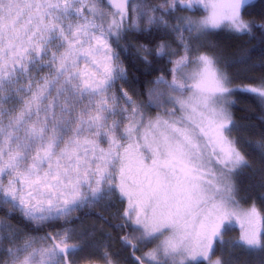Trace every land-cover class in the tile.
I'll return each instance as SVG.
<instances>
[{
  "label": "snow or ice",
  "instance_id": "snow-or-ice-1",
  "mask_svg": "<svg viewBox=\"0 0 264 264\" xmlns=\"http://www.w3.org/2000/svg\"><path fill=\"white\" fill-rule=\"evenodd\" d=\"M197 5L207 13L201 19L165 18ZM247 7L248 0H167L150 7L157 17L133 0H0V205L7 215L18 210L42 224L111 195L127 200L116 227L140 233L122 236L125 247L135 253L163 237L134 257L138 264H162L161 253L163 264L210 258L234 219L242 234L233 245L264 249V215L239 207L230 180L247 163L230 138L237 127L231 78L215 55L192 45L225 25L251 32ZM145 17L179 40L170 49L162 37L156 46L172 78L155 83L177 95L160 102L171 104L164 115L148 118L162 94L150 89L138 102L117 87L127 82L120 41ZM241 91L264 102V78ZM71 238V230L41 237L51 245L36 248L35 238L20 242L21 230L0 220V264H74L80 245Z\"/></svg>",
  "mask_w": 264,
  "mask_h": 264
},
{
  "label": "trees",
  "instance_id": "trees-1",
  "mask_svg": "<svg viewBox=\"0 0 264 264\" xmlns=\"http://www.w3.org/2000/svg\"><path fill=\"white\" fill-rule=\"evenodd\" d=\"M205 15L207 13L202 7L191 11L187 8H176L172 16L165 18L168 19L169 24H175L176 16L192 17L198 20ZM243 18L255 22L256 27H253L251 32L235 33L225 25L209 30L199 42L192 41V45L193 47L199 45L201 52L215 55L220 61V66L231 78L228 86L234 90L230 98L235 101V105L230 111L237 125L232 130V136L243 151L247 163L241 166L230 180L237 188L238 204L242 206L254 204L264 215V146H262L264 145V102L255 94L241 91L246 86L258 84L261 78H264V27H260L264 25V0H248V7L244 11ZM184 35L187 37L189 33L184 32ZM162 37L170 44V49L176 48L179 44L177 34L163 29L160 24L143 30L131 29L120 41L121 61L127 69V82L123 84L125 89L128 87L134 89L142 101H147V92L158 77L171 79L169 58L155 55L156 46L161 42ZM141 46L144 48L142 49ZM149 52L152 54L149 55ZM145 56L150 63H145L143 59ZM175 58L172 57V59ZM8 210L6 205H0V219L30 235L49 236L55 231L82 224L89 217L96 216L97 219L112 227L114 257L120 258L123 264H138L134 260V257L138 256L133 253L131 247H125L121 241V237L130 234L131 229L121 230L116 225L123 222L110 221L99 211L84 209L67 219L38 224L24 219L19 211L9 217ZM244 252L243 249L238 250L242 257H245ZM254 256H257L255 264H264V249H258ZM229 257L232 256L229 255ZM232 258L235 259L236 256Z\"/></svg>",
  "mask_w": 264,
  "mask_h": 264
},
{
  "label": "rangeland",
  "instance_id": "rangeland-1",
  "mask_svg": "<svg viewBox=\"0 0 264 264\" xmlns=\"http://www.w3.org/2000/svg\"><path fill=\"white\" fill-rule=\"evenodd\" d=\"M133 2L141 3L142 5L147 6L148 14L156 15L157 17L160 16L161 12L157 11L156 13H152L150 11V7L152 5H162V4L165 6L167 5V0H133ZM176 8H180V7H176ZM196 8H201V7L197 5ZM158 25L159 24L149 25L147 22V18L145 17V19L139 22V30L148 29L149 27L158 26ZM133 30H137V29L133 28ZM122 66L124 67L123 62H122ZM170 80L171 79H169L168 81ZM123 82L124 81H117V87L126 90L129 93V95L133 96L134 100L138 102L142 101V99L139 97V94L137 92H134V89L130 87H128V89H125V85L123 84ZM150 89L153 90L154 93L162 94V95H158V100L156 101V103L160 104V106H153L150 109H148L146 111V118L155 117L158 113L164 115L163 109L170 108L171 104L160 103V102L165 101L169 95H177V93L171 92V90L167 87L166 84H162V83L158 84L155 83V81L152 83V87H150L149 90ZM149 90L147 92L146 100L149 99V95H148ZM229 99L231 98L229 97ZM123 123H127V121L126 122L124 121ZM123 123L121 127H123ZM230 138H233L232 131L230 133ZM237 148L243 154V151L239 148L238 144H237ZM133 165L135 166V162H133ZM6 206L8 207V205ZM126 206H127L126 199H124L123 202H121V200L118 199V196L106 195L103 198L98 199L95 203H88L86 205H81L79 207L74 208L67 215L60 216L58 219H52L49 221L53 222V220L67 219L70 216L74 215L75 213H78V211L84 209H93L94 211H99L104 218L106 217L108 218V220L110 219V221L123 222L122 214ZM252 206L255 205L253 204L250 206H244V205L242 206L239 204V207L244 210L249 209ZM49 221H45V222H49ZM32 222L37 223L36 221H32ZM67 230H71V237H72L70 240L67 241V243L80 245V250L76 251L74 254L71 255V259L74 262V264H123L121 263L120 258H115L113 255L114 251L112 250V245L114 243L113 242L114 238H113L112 227H109L106 223H104V221L97 219L96 216L89 217L82 224L70 226L65 228L64 230L55 231L50 235L55 236L56 233H59L61 236H63ZM241 234H242V228L240 222L234 219L232 223L228 226L227 231L223 233L222 239L224 240L225 243L220 244L219 242H217L215 244L214 251L210 253V258L197 257L195 260L189 258L187 264H198V263L214 264V262L218 259L222 260L223 264H241L243 263V260L245 258L246 260L244 264H248L250 262H253L255 264L256 260L254 257L249 256V252L256 253L257 250L260 248L248 249L246 246H242L240 244H236L235 246L233 245V242L239 241ZM128 235H131L132 237H136L139 236L140 233L131 231V233ZM165 235H168V233H165ZM28 237L35 238V244L33 246L36 248L48 247L51 245V241L41 239V237H45V235H30L21 230L20 242H22L24 238H28ZM160 239H163V237H159L156 240H152L150 243L141 244L139 250H137L135 254L138 257H144L145 253L151 251L156 247ZM4 246L9 247L10 245L7 242H5ZM239 249H243L245 251L244 252V254L246 253L245 257L241 256V258H239V256L241 255L238 253ZM229 255H231L232 257L236 256V258L233 259L232 257H229ZM62 259L63 257H61V261ZM159 259L163 264V260L165 259V257L163 256L162 253ZM118 260L120 262H118ZM145 264H148L147 260H145Z\"/></svg>",
  "mask_w": 264,
  "mask_h": 264
},
{
  "label": "bare ground",
  "instance_id": "bare-ground-1",
  "mask_svg": "<svg viewBox=\"0 0 264 264\" xmlns=\"http://www.w3.org/2000/svg\"><path fill=\"white\" fill-rule=\"evenodd\" d=\"M245 254H246V253H245ZM245 254H244V255H245ZM249 256H250V257H254L255 260H256V257H257V256H254V254H252L251 252H249ZM239 257L241 258V256H239ZM243 262H245V259L243 260ZM248 264H251V263H248Z\"/></svg>",
  "mask_w": 264,
  "mask_h": 264
}]
</instances>
